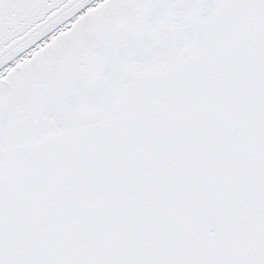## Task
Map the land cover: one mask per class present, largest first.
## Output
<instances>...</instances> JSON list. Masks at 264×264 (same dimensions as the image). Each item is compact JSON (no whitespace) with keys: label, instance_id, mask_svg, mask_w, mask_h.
I'll use <instances>...</instances> for the list:
<instances>
[{"label":"snow or ice","instance_id":"1","mask_svg":"<svg viewBox=\"0 0 264 264\" xmlns=\"http://www.w3.org/2000/svg\"><path fill=\"white\" fill-rule=\"evenodd\" d=\"M0 264H264V0H0Z\"/></svg>","mask_w":264,"mask_h":264}]
</instances>
